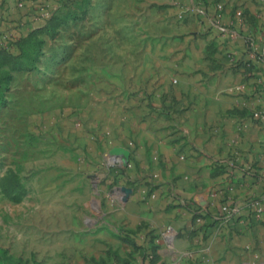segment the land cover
I'll return each mask as SVG.
<instances>
[{
  "label": "rangeland",
  "instance_id": "rangeland-1",
  "mask_svg": "<svg viewBox=\"0 0 264 264\" xmlns=\"http://www.w3.org/2000/svg\"><path fill=\"white\" fill-rule=\"evenodd\" d=\"M150 1L39 0L42 12L35 20L44 24L0 51V264H153L158 247L169 254L167 263H177L168 228L158 238L144 223L125 224L132 189L123 178L131 156L113 154L112 143H102L115 130L103 126L87 133L75 112L80 110L67 112L76 86L68 65L70 22H78L80 33L85 20L115 24L109 52H153V85L166 87L152 105L154 115L185 137L197 135L201 123L216 125L211 117L230 114L226 103L244 104L257 93L245 92L246 72L226 44L248 22L240 0H194L189 7L180 0ZM259 1L264 23V0ZM210 3L222 29L205 25ZM226 6L235 18L222 17ZM147 77L140 76V85ZM140 89L143 99L152 98ZM249 116L264 123V106L251 105ZM254 142L264 144V138ZM235 143L234 160L245 151Z\"/></svg>",
  "mask_w": 264,
  "mask_h": 264
},
{
  "label": "crops",
  "instance_id": "crops-1",
  "mask_svg": "<svg viewBox=\"0 0 264 264\" xmlns=\"http://www.w3.org/2000/svg\"><path fill=\"white\" fill-rule=\"evenodd\" d=\"M38 1L0 0V47L13 48L21 36L44 24L35 20L42 12L36 7ZM180 1L186 7L194 5V0ZM240 3L248 22L236 28L237 34L227 37L226 44L236 65L246 72L245 92H256V98L244 104L226 103L230 114L211 117L216 124L211 127L204 121L194 137L174 131L154 115L152 105H157L154 101L166 87L153 85V52H109L106 43L116 37V25L100 19L82 21V33L78 22L69 25L68 65L73 66L76 86L67 99L66 108L71 109L67 112L80 110L75 112L81 115L87 133L103 126L114 129V135L103 136L102 143L129 149V176L123 179L132 192L125 224L144 223L154 235L168 228L173 234L170 252L176 264H249L254 260L264 264V144L256 142L255 146L254 142L264 138V123L251 122L249 116L251 105L264 106V60L251 55L246 42L256 28V51H261L264 23L259 0ZM208 6L203 15L207 26L213 12L211 3ZM234 12L226 6L220 13L229 20L235 18ZM133 38L137 43V36ZM140 76H148L143 85ZM142 86L153 93L151 99H143ZM128 107L133 110L124 113ZM112 111L113 118L109 116ZM235 142L245 151L234 160ZM227 158L234 163L225 161ZM252 201L262 208L259 216ZM224 203L237 206L238 212L223 213ZM160 240L156 238L158 244ZM154 251L153 264H169L164 248Z\"/></svg>",
  "mask_w": 264,
  "mask_h": 264
},
{
  "label": "built area",
  "instance_id": "built-area-1",
  "mask_svg": "<svg viewBox=\"0 0 264 264\" xmlns=\"http://www.w3.org/2000/svg\"><path fill=\"white\" fill-rule=\"evenodd\" d=\"M241 14V11L240 10H238L237 12H236V16H238V17H240L239 15ZM212 16V15H211ZM210 16V23L216 28H223V27H221L220 26V23H218V24H216L217 22H216V19H214V17H211ZM237 34V30L235 31V32H231L230 33V36H235ZM250 39V40H249ZM246 42H247V49H248V52H250V54L251 55H255V56H257L258 58H260V59H263L264 60V42H263V45H262V49H261V51L260 52H257L256 51V46H252V40H251V37H246ZM234 61H236V57L234 56ZM110 160H113V158H114V155L113 154H111L109 157H108ZM252 206H256L255 205V203L252 201ZM221 211L223 212V213H225V214H227V215H231V214H233V213H236V212H238V207L237 206H229L227 203H224V204H222L221 205ZM261 211H262V208L260 207V206H256L255 207V215H257V216H259L260 215V213H261ZM200 219V217H197V220H199ZM249 264H262L261 262H259V261H256V260H254V261H252V262H250Z\"/></svg>",
  "mask_w": 264,
  "mask_h": 264
},
{
  "label": "water",
  "instance_id": "water-1",
  "mask_svg": "<svg viewBox=\"0 0 264 264\" xmlns=\"http://www.w3.org/2000/svg\"><path fill=\"white\" fill-rule=\"evenodd\" d=\"M111 153L113 154H123L125 159H128L130 151L128 148L124 147V146H114L111 149Z\"/></svg>",
  "mask_w": 264,
  "mask_h": 264
},
{
  "label": "trees",
  "instance_id": "trees-1",
  "mask_svg": "<svg viewBox=\"0 0 264 264\" xmlns=\"http://www.w3.org/2000/svg\"><path fill=\"white\" fill-rule=\"evenodd\" d=\"M25 37H27V34H26V35H24V36H21V37H20V39H18V41H19V40H22V39H23V38H25ZM6 50H8V48H7V47H0V51H2V52H3V51H6ZM6 52H7V51H6ZM247 60H248V59H247ZM239 61H240V59L238 60V62H239ZM152 263H153V262H152ZM143 264H150V263H149V262L147 263V262H145V261H144V263H143Z\"/></svg>",
  "mask_w": 264,
  "mask_h": 264
}]
</instances>
